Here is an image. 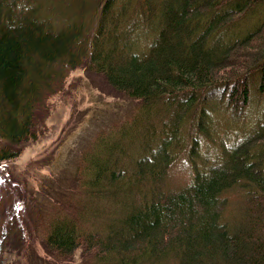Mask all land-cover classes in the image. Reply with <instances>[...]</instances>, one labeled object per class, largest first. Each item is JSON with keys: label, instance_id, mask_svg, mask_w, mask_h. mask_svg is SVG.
I'll return each instance as SVG.
<instances>
[{"label": "trees", "instance_id": "obj_1", "mask_svg": "<svg viewBox=\"0 0 264 264\" xmlns=\"http://www.w3.org/2000/svg\"><path fill=\"white\" fill-rule=\"evenodd\" d=\"M259 7L0 0V163L38 139L51 98L81 66L144 104L84 158L83 188L102 204L51 219L50 252L82 248L97 264H264V118L244 119L252 88L264 94V18L249 20ZM182 157L191 180L173 189Z\"/></svg>", "mask_w": 264, "mask_h": 264}, {"label": "rangeland", "instance_id": "obj_2", "mask_svg": "<svg viewBox=\"0 0 264 264\" xmlns=\"http://www.w3.org/2000/svg\"><path fill=\"white\" fill-rule=\"evenodd\" d=\"M258 11L249 17L251 23L264 18V7ZM258 92L252 88V101L244 114L248 123L264 118V94ZM143 108L141 100L116 90L87 66L68 74L63 90L50 100L38 139L24 144L17 158L0 163V262L97 264L95 253L82 248L68 258L50 252L45 242L48 223L58 215L78 216L99 202L83 188L89 166L83 160L95 150L98 139L131 125ZM226 119L228 127L233 120ZM225 128L221 126L218 134L224 136ZM213 154L210 150L208 156ZM190 180V168L182 157L170 167L167 184L179 189ZM232 197L231 203H238Z\"/></svg>", "mask_w": 264, "mask_h": 264}]
</instances>
